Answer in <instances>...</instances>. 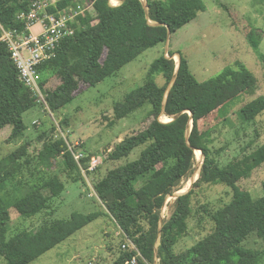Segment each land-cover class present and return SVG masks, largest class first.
Segmentation results:
<instances>
[{"label": "trees", "instance_id": "trees-1", "mask_svg": "<svg viewBox=\"0 0 264 264\" xmlns=\"http://www.w3.org/2000/svg\"><path fill=\"white\" fill-rule=\"evenodd\" d=\"M31 1L0 0V129L10 125L7 142H20L5 156L0 155V255L7 264L30 263L98 217L96 212H73L68 219L51 217L54 198L66 188L55 172L42 181L28 184L27 191L15 200L11 201L5 192L1 194L5 184L24 169L30 170L34 161L46 170H53L61 158L67 173L71 169L81 172L61 136L49 135L46 130L39 132L35 141L41 142L42 147L36 154L30 149L31 139L26 138L23 114L35 106H45L38 103L35 93L19 79L2 40L1 26L23 28L18 14L27 11ZM78 2L91 3L92 9L78 16L74 34L61 41L56 56L37 67L39 76L52 72L60 79L53 89L46 87L48 78L39 80L48 105L45 109L53 114L76 97L81 85L96 86L115 75L206 9L203 0H123L118 5L110 4V0L87 3L56 0V6L63 9ZM57 9L51 6L52 11ZM247 39L264 65V53L259 50L260 34L253 28ZM167 53L169 57L164 53L150 64L142 85L128 91L113 106L115 119H122L149 104L148 114L152 119L145 128L123 137L113 147L107 146L104 159L111 161L127 158L138 146L144 148L137 158L110 167L94 183L95 192L106 208L103 213L119 227L124 240H131L140 253L119 246L109 264H130L135 255V264H264V181L263 194L259 197L239 186L241 178L264 163V143L232 159L223 154L227 147L213 146L218 124H232L228 116L231 102L252 92L256 77L243 62L237 61L235 67L225 66L216 75L200 81L184 56L179 53L177 68L175 53ZM158 75L165 80L162 85L156 82ZM262 111L263 95L241 102L237 115L243 124L249 125ZM178 113L172 120L160 119L163 114L171 118ZM32 124L36 128L37 124ZM62 124H67L66 119ZM51 129L56 130L55 124L51 123ZM195 150H201L203 155L199 177L186 193L174 199L169 216L162 217L166 198L179 189L183 178L194 168ZM90 156L81 159L84 167ZM203 184L230 187L231 199L211 211L206 204L195 209L207 213L214 228L178 252L175 247L186 235L187 221L194 213L192 195ZM12 206L25 219L45 214L43 224L34 232L23 229L9 235ZM251 235L262 242L261 248L245 246Z\"/></svg>", "mask_w": 264, "mask_h": 264}, {"label": "rangeland", "instance_id": "rangeland-1", "mask_svg": "<svg viewBox=\"0 0 264 264\" xmlns=\"http://www.w3.org/2000/svg\"><path fill=\"white\" fill-rule=\"evenodd\" d=\"M121 1L110 0V4L118 5ZM203 1L206 9L198 12L193 20L171 33L165 42L145 50L115 75L107 77L98 85L88 88L81 85L76 97L57 114L47 111L41 105L23 114L24 123L27 125L26 138L32 141L30 149L33 154L42 147L41 142L35 141L37 134L46 130L49 135L53 133L56 137H62V132L66 140L74 144V148H82L87 154L103 157L99 168L85 174L75 169L67 173L61 158H58L59 165L57 164L53 170H46L34 161L33 165L38 167L32 165L30 170L24 169L22 174L18 173L12 181L5 184L1 194L7 193L12 201L27 191L28 184L42 181L55 172L65 182L66 188L54 198L52 202L54 214L51 217L68 219L73 212L98 213L97 218L28 264H109L117 248L125 243L122 231L103 213L106 208L95 192L94 183L110 167L137 158L144 148V146L134 148L127 158L120 161L104 159L107 155V146L113 147L120 139L145 128L151 121L152 116L148 114L149 104H145L122 119H115L113 106L117 101H121L128 91L145 82L149 66L158 56L165 53L169 57L167 52H174L173 58L178 62L180 53L188 60L191 71L200 81L216 75L225 66L235 67L237 61L243 62L255 75L256 86L252 92L231 102L228 116L232 124H218L213 133L215 138L213 146L227 147L223 154L232 159L235 156L240 158L264 143V111L249 125L243 124L237 115L241 102L264 96V65L247 39L248 32L253 28L256 29L260 34L259 50L264 53V0ZM87 2L88 0H85L84 3ZM43 78L49 79L46 84L49 89L60 83V79L52 72L42 73L39 80ZM155 79L160 85L165 81L162 75L156 76ZM171 118L164 114L160 116L163 121H169ZM63 119L67 121L66 125L62 124ZM33 120H37L36 128L35 124H32ZM51 123L55 124L54 132ZM10 128V125H6L0 129L1 156H5L20 143L7 142ZM189 128L190 124L188 130ZM245 147L246 149L243 150ZM197 151L201 152V150H195L192 172L183 178L179 189L166 198L161 212L162 217L169 216L175 197L186 193L199 177L203 155L201 152L197 157ZM263 181L264 163L255 167L248 176L241 178L239 186L248 190L253 197H259L263 194L261 187ZM231 196L232 189L224 184H203L195 188V193L192 195L194 213L187 221V233L180 238L175 247L176 251L191 246L214 228L210 216L195 209L201 204H206L208 211H211L228 202ZM10 213L9 235L23 229L34 232L43 224L45 218V214L42 213L30 219L22 218L13 206L10 208ZM245 246L261 248L262 242L255 235H251L246 240ZM0 264H7V260L1 255Z\"/></svg>", "mask_w": 264, "mask_h": 264}, {"label": "built area", "instance_id": "built-area-1", "mask_svg": "<svg viewBox=\"0 0 264 264\" xmlns=\"http://www.w3.org/2000/svg\"><path fill=\"white\" fill-rule=\"evenodd\" d=\"M51 6L57 9L56 0H32L28 10L18 14V18L24 23L23 28L7 29L1 26L2 40L6 43L10 57L18 70L19 79L35 93L38 103L43 104L47 109L48 105L39 84L37 67L56 56L61 41L74 34V22H77L78 16L92 9L91 3L80 2L75 6L54 11L51 10ZM61 134L66 140L65 135L62 132ZM66 142L68 150L84 174L94 171L102 163L101 155H91L87 166L83 167L81 159L88 154L80 149L75 150L74 144L69 143L68 140ZM122 247L134 249L137 255H140L129 239H126ZM137 255L131 258L130 264L136 263Z\"/></svg>", "mask_w": 264, "mask_h": 264}, {"label": "water", "instance_id": "water-1", "mask_svg": "<svg viewBox=\"0 0 264 264\" xmlns=\"http://www.w3.org/2000/svg\"><path fill=\"white\" fill-rule=\"evenodd\" d=\"M123 1V0H122ZM121 1V2H122ZM145 1V0H144ZM145 8H147V6H146V4H145ZM170 34H168V36H169ZM179 61H180V59H178V62H177V68H178V63H179ZM189 114L191 115V112L189 111ZM179 115V113L178 114H176V115H174V116H172V118L170 119V120H172V119H174L175 117H177ZM191 127H192V121L190 122V128H189V130H188V132H187V137H188V135H189V132H190V130H191ZM177 197V196H176ZM175 197V198H176Z\"/></svg>", "mask_w": 264, "mask_h": 264}, {"label": "bare ground", "instance_id": "bare-ground-1", "mask_svg": "<svg viewBox=\"0 0 264 264\" xmlns=\"http://www.w3.org/2000/svg\"><path fill=\"white\" fill-rule=\"evenodd\" d=\"M200 154V151H197V157H198V155ZM198 159H200V158H198ZM190 184H188V186H189ZM184 189V188H183Z\"/></svg>", "mask_w": 264, "mask_h": 264}, {"label": "crops", "instance_id": "crops-1", "mask_svg": "<svg viewBox=\"0 0 264 264\" xmlns=\"http://www.w3.org/2000/svg\"><path fill=\"white\" fill-rule=\"evenodd\" d=\"M33 122H35V123H36V122H37V120H33V121H32V123H33ZM10 131H11V128H10Z\"/></svg>", "mask_w": 264, "mask_h": 264}]
</instances>
